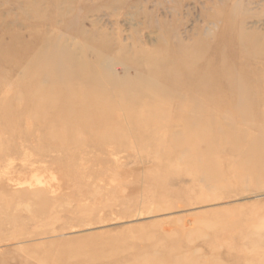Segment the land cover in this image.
<instances>
[{"label": "rangeland", "instance_id": "rangeland-1", "mask_svg": "<svg viewBox=\"0 0 264 264\" xmlns=\"http://www.w3.org/2000/svg\"><path fill=\"white\" fill-rule=\"evenodd\" d=\"M71 64L115 104L98 129L80 130L81 156L59 152L63 127L35 117L63 110L57 98L85 85ZM166 72L176 84L158 77ZM193 84L210 100L189 95ZM24 94L45 95L44 105ZM194 99L198 111L208 102L209 132L227 148L206 169L185 144L191 120L178 118ZM7 119L0 264H264V173L241 166L247 140L264 151V0H0V130ZM31 163L42 185L51 174L60 186L39 220L38 199L6 182L28 178ZM14 213L18 231L5 216Z\"/></svg>", "mask_w": 264, "mask_h": 264}, {"label": "bare ground", "instance_id": "bare-ground-1", "mask_svg": "<svg viewBox=\"0 0 264 264\" xmlns=\"http://www.w3.org/2000/svg\"><path fill=\"white\" fill-rule=\"evenodd\" d=\"M77 65L75 66V68H74L73 64L68 66V67L72 68L69 70V72H71L69 74H71L72 79L76 78L79 81H81L82 83H85V85L82 86V88L77 89L76 91H70V90H69V92L65 91L64 92L65 94H62L61 97L57 98V102H55V105L60 104V106L63 108V110L60 108V110L57 111V109L55 108L54 114L52 113V115H50L48 113L49 115H45V116H42L41 113H40L41 114L40 115L39 111L35 113L36 119H37V117H39L45 123L51 122L52 126L55 127L56 129L59 126L63 127V132H59L57 130L59 132V135L55 134V133L53 134V139H55V144H53V145H55L58 148L59 152H62L63 154H66V155H74V154H76V152H74V151H76L79 147L84 148L83 143L80 142L82 128L87 130L88 132L92 131V129H98V127L102 124L103 121H105L106 118L110 119V117L114 116L113 112L115 109V104L112 102H109V100L104 97L103 90L96 86V79L97 78L95 77V74L94 75L91 74L93 78L91 81H88V79H87L88 77L83 75V73H93V72H89V71L87 72L85 70V66L82 64L81 65L77 64ZM48 68L49 67H45L44 69L40 70V73H46V71H48ZM152 69H154V68H152ZM152 69L151 68L147 69V72L148 73H156L155 70H152ZM73 71H74V74H73ZM166 73L167 74H164L163 76H158V77L160 79H162L167 85L176 84L177 81H175V79H172L173 77L171 78L168 75L169 74L168 72H166ZM232 77H233V75H232ZM56 80H57V83H61V82L64 83L65 77L61 78V76H59V77H57ZM185 89L187 90V93H189V95H192L193 97H196V95L199 94V95H203L207 101L209 99V97L204 93V92L207 93L206 86H204V85L195 86V84H193V85H189ZM245 92H247V91H245ZM232 94L235 95L236 92H234ZM48 95H50L49 98L53 97L51 94H48ZM75 95H77L76 97H80V99H84L85 101H81L77 106L73 105L72 101L76 98ZM44 96L45 95L41 94V97L39 95H38V97H37V95H35L33 97H29L27 95V97H26V94H24L23 98H27L28 102H32L33 105L43 106L44 103H42V98ZM72 96L74 98H71ZM92 98H95V100H92ZM86 100H91L93 102L88 101V103L89 102L90 103L87 104ZM154 101H156V99L154 97H152L150 102H148V103L151 104L152 102L154 103ZM207 101H205V105L207 107H209V109H206L207 112L204 109H202V111L195 110V108H197L198 105L195 104V99H194L192 101L193 102L192 105L191 106L189 105L190 109H186V110H183V111L178 113V118L181 119L185 116L186 118H189V120H191V122H192L189 126H187V135H186L187 138H186L185 144H187V146L191 150V152H190L191 155L189 157L198 158V160H200V163L203 165V167H205L203 169H206V167L211 166L212 162H216L215 159L220 154L219 152L222 151V153L223 152L225 153V149H227V148H225V146H222L223 145L221 143L222 140L216 142L215 138L212 137L211 133L209 132L207 125H209V123L213 119V112H212L211 107L208 105ZM248 104H246V106ZM5 108H8V106H6ZM4 110H6V109H4ZM245 111L248 112V110H245ZM155 112H159V111H155ZM160 112H162V111L160 110ZM247 112H245L246 115H248ZM148 113L150 114V113H154V112H153V110H151V112L149 111ZM148 113H146L145 117H147L149 119L151 117H148V116H150ZM142 115H144V113ZM151 115H153V114H151ZM51 116H52V118L50 120L49 118ZM201 116H202V118H201ZM89 119L92 121H89ZM152 120H153V118H152ZM5 123H6V121H5ZM194 124L197 125L195 127L196 129H193ZM12 125H13L12 121L9 122V119H7L6 127L2 128V130H0V133H3V136H4L3 138H1L2 136L0 135V163L2 162L3 157H4V160H5V167L4 168L6 171H8V169L11 168L13 161H11L9 159L10 154L8 151L4 154V151L2 150L1 146H4L5 141H7L6 135L15 134V131H11L12 129L14 130V127ZM80 130H81V132H80ZM59 136L61 137V139H59ZM11 137H13V136H11ZM71 140L72 141L75 140L73 146L76 147L72 151H71V149L70 150L68 149V147L72 146ZM237 142H239V140H237V138H235L232 141V143L238 145ZM6 143H8V141ZM230 143L231 142H229V144ZM227 144H228V142H227ZM202 145H204V149L206 150L205 154L200 151L201 150L200 147ZM261 146H262V143H261ZM261 146H258L256 143H249V140L246 141V147L244 150L245 157H244V159L241 160L243 162L240 161L242 164L241 166L245 165L246 176L252 175V171L254 170L251 167L252 164L257 166V168H255V169L261 170L264 173V151L261 150ZM222 147H224L225 149ZM79 149L80 150H78V154L81 156L82 150H81V148H79ZM234 149H235V151L240 150L239 146H236ZM215 152H216V155H215ZM200 153H202V154H200ZM167 154H165V156ZM80 156H78V157H80ZM167 157H169V155H167ZM22 162H24V161H22ZM185 165L188 166L189 164H187V163L183 164V166H185ZM201 167L202 166L194 165V170L192 172L198 176L201 175V172L203 170V169H201ZM21 168L25 169L26 172L28 171V178L23 177L21 179L20 177H22V176H20L21 174H18V173H22V171H18L17 172L18 175H16L14 177V180L12 179V177H9L8 181H6V182L12 181L18 187L19 186H21V187L25 186V187H23V189H24V192L27 194V196L32 200L35 198L38 199L37 203L35 205H33L34 210L32 211L30 218L32 220H39L41 218V213L46 212L49 208V206L47 205L48 202H46L47 194L48 193L49 194L50 193L56 194V190L58 189V187H60L59 183H57V185H55L56 178L50 174V175H47V177L45 176V178L48 182H46V180H45V182L42 185L41 169L39 167H35L33 163L24 165ZM72 176H74V175L72 174ZM34 178H35V180L33 181ZM32 181L35 182L36 184L33 185ZM17 192L18 193L16 196H18V197L20 196L21 193H23V195H24V192L21 190V188ZM9 204H6V208L8 210H11L12 203H9ZM13 208H14L13 209L14 212L16 213L17 206H14ZM15 213H14V215H5V216L7 217L9 222H11L12 225H14L15 228H17L16 231H18L20 229V224L18 223V217L16 216ZM1 221H2V219L0 220V222ZM62 249L68 250L67 247H62ZM57 252H59L57 254L60 255L61 249L59 248ZM54 254L56 255V253H54ZM62 254H63V252H62ZM61 260H62V258H61Z\"/></svg>", "mask_w": 264, "mask_h": 264}]
</instances>
